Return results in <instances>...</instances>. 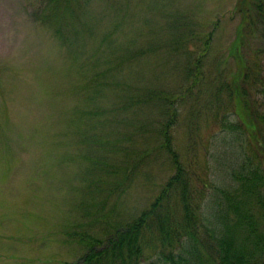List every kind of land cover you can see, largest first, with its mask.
<instances>
[{
    "label": "rangeland",
    "instance_id": "obj_1",
    "mask_svg": "<svg viewBox=\"0 0 264 264\" xmlns=\"http://www.w3.org/2000/svg\"><path fill=\"white\" fill-rule=\"evenodd\" d=\"M127 2L129 13L119 20L116 43L134 50L146 47L150 43L140 30L148 21L146 29L157 38V48L130 71L107 78L106 91L92 101L88 82L94 72L87 70L92 64L87 57L100 38L87 40L90 49L81 66L48 21L58 15L71 23L68 10L47 4L43 12L41 0H0V264H82L87 248L78 233L89 230L108 241L114 226L140 214L159 195L175 170L159 152L160 140L153 131L160 111L154 102L143 100L148 88L183 97L173 144L192 181L194 203L209 220L215 215L212 196L217 186L229 184L237 154V134L222 120L230 94L226 83L237 68L230 52L242 19L239 0ZM108 6L107 0H94L86 15L88 23L90 17L98 22L99 36L114 24ZM170 14L186 18L203 34L214 32L204 71L191 92L184 89L193 86L192 78H184L181 65H176L186 57L178 56L167 40ZM252 26L245 32L243 51L255 64L253 72H261L264 79V24ZM120 81L132 85L124 98ZM251 83L259 87L253 94L264 111V81ZM133 94L142 99L135 110L107 112L98 120L81 115L98 106L103 111L123 108L124 99ZM143 125L149 128L145 132ZM145 150L148 156L139 162ZM124 177L125 190L110 194L111 186ZM199 234L206 235L202 227ZM154 245L147 247L142 264H165L164 257L158 258L161 252L186 253L176 245Z\"/></svg>",
    "mask_w": 264,
    "mask_h": 264
},
{
    "label": "trees",
    "instance_id": "obj_2",
    "mask_svg": "<svg viewBox=\"0 0 264 264\" xmlns=\"http://www.w3.org/2000/svg\"><path fill=\"white\" fill-rule=\"evenodd\" d=\"M93 1L85 0L79 3V0H41V4L43 12L48 4L56 10H68L74 18L71 23H66L64 17L54 15L48 21L53 22L56 34L69 45V50L74 54V61L81 66L90 49L87 40L100 38L98 45H101L92 48V54L87 57L89 62H92L87 70L94 72L88 86L92 90L91 99L95 101L106 91L107 78L121 74L126 68L130 71L131 65L134 66L143 56L154 52L153 49L157 46L153 44L157 38L152 37V30L146 29L149 23L146 21L145 28L140 30L145 42L150 43L146 47L134 50L131 45L119 46L116 43L114 34L120 29L119 20L123 16L124 21V15L129 13L127 0H107L111 5L108 6L109 11L114 13V24L108 29L104 28L99 36L98 22L90 17L88 23L86 17ZM263 7L264 0H239L237 7L242 19L230 52L236 59L237 68L233 80L226 83L230 94L222 120L223 123L227 122L224 127L233 129L237 134V154L235 164L229 168V184L225 187L217 186L212 196L215 215L209 220L202 206L194 203L192 181L173 144L172 129L179 121L178 105L183 97L164 89L148 88L143 100L145 103L154 102L153 105L160 111L158 126L153 131L160 140L159 152L168 158L175 172L163 185L159 195L140 214L113 227L112 236L108 241L95 236L89 230L78 233V241L87 248L82 257V264H142L146 260L147 247H157L154 245L155 241L168 246L176 245L187 253L171 251L166 256L161 252L158 258L164 257L165 264H264V111L253 94H257L259 87L254 89L251 83V79L252 82L259 83L264 79L261 72H253L255 64L249 61L243 51L245 32L251 31L252 25L255 28L259 22L264 24ZM76 19L81 26L79 28ZM168 21L167 40H171L170 46L178 56L186 57L185 62L178 60L176 65H181L184 78H192L193 86L184 89L191 92L204 71L214 32L203 34L202 31L189 26L186 18L182 19L175 14H170ZM218 23L219 19L214 23L215 29ZM198 33L200 36L195 35ZM239 42H242V45ZM196 43H200V46L197 47ZM167 45L162 43L161 46ZM100 66L106 67L99 70ZM117 86L122 87L121 90L124 91L122 98L132 89L130 83L122 81ZM124 101L123 108L103 111L98 106L87 113L82 111L81 115L85 113L86 117L90 118L96 116L98 120V116L107 112L114 113L120 109L135 110L136 108H133L140 105L142 99L133 94ZM141 128L143 132L149 129L147 125ZM147 156L148 152L145 150L138 157V161L142 162ZM135 164L138 166V162ZM135 164L133 169L137 168ZM124 178L125 180L118 182L114 189L111 186L110 194L125 190L123 186L127 184V177ZM208 221L210 223L206 225ZM201 227L203 234H206L204 237L199 234Z\"/></svg>",
    "mask_w": 264,
    "mask_h": 264
}]
</instances>
